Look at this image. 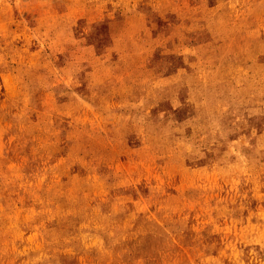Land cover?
<instances>
[{
	"label": "rangeland",
	"instance_id": "1",
	"mask_svg": "<svg viewBox=\"0 0 264 264\" xmlns=\"http://www.w3.org/2000/svg\"><path fill=\"white\" fill-rule=\"evenodd\" d=\"M0 264H264V0H0Z\"/></svg>",
	"mask_w": 264,
	"mask_h": 264
}]
</instances>
